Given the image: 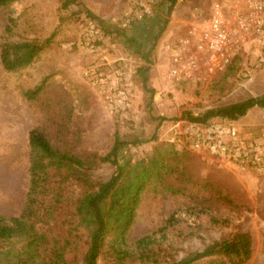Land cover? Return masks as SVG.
<instances>
[{"label":"rangeland","instance_id":"obj_1","mask_svg":"<svg viewBox=\"0 0 264 264\" xmlns=\"http://www.w3.org/2000/svg\"><path fill=\"white\" fill-rule=\"evenodd\" d=\"M215 1L229 17V0H203L192 6L185 22H175L182 15L176 7L132 28L121 25L124 7L112 19L90 13L80 0L65 9L60 7L61 0H19L0 7V48L9 16L16 20L11 40L52 37L50 46L21 71L4 70L0 60V215L15 217L23 208L27 136L43 124L45 104H50L62 126L52 136L61 149L82 158L105 154L117 132L129 144L125 154L137 160L156 143L189 150L185 133L197 124L180 120L183 111L196 114L264 94V40L254 35L231 41L227 48L231 59L223 70L208 72L203 55L194 46L181 50V60L175 63V49L181 41L197 39V32L192 37L190 32L205 25ZM89 22L102 33L92 52L80 43ZM192 59L195 63L189 67ZM173 69L179 71L173 74ZM140 71L147 78L145 89ZM42 79L48 84L44 93L36 101L23 99L22 92ZM211 124L231 126L246 137L264 140V109L252 108L236 121L215 119L207 125ZM191 154L188 167L192 176L220 189L234 207L214 202L208 214L195 215L183 198L143 193L126 242L155 232L161 246L167 248L164 260L170 261L196 252L222 235L246 230L252 238V255L245 264H264V169H240L205 150ZM113 170L109 163L99 164L92 171L94 184L99 186ZM172 215L177 220L174 224L168 222ZM211 216L228 223L214 226ZM24 241L2 245L11 250L2 257L3 264L17 262L15 254L21 253ZM97 264L107 263L100 258Z\"/></svg>","mask_w":264,"mask_h":264},{"label":"trees","instance_id":"obj_2","mask_svg":"<svg viewBox=\"0 0 264 264\" xmlns=\"http://www.w3.org/2000/svg\"><path fill=\"white\" fill-rule=\"evenodd\" d=\"M13 1L19 0H0V7ZM75 1L61 0L60 7L65 9ZM169 1L168 7L163 6L167 13L177 0ZM15 27V18L9 16L0 48L2 66L9 72L31 66L52 43L51 36L41 41L11 40ZM140 74L145 89L147 78L143 71ZM47 85V80L42 79L23 91L22 98L36 101ZM43 107V124L31 129L27 136L23 208L15 217L0 215V264L4 255L11 254L10 248L2 245L16 239L25 241L21 253L15 254L17 262L11 264H97L100 258L107 264H245L251 258L252 238L246 230L222 235L179 260H164L167 248L161 246L155 232L128 244L127 234L143 193L183 198L195 215L208 214L214 202L229 208L235 204L220 189L192 176L188 167L191 150L179 151L170 143L153 144L149 154L137 160L125 154L129 144L117 132L105 154L82 158L61 149L52 138L62 130L59 119L50 104ZM252 108L264 109V94L196 114L185 110L179 119L206 125L215 119L236 121ZM102 163H109L114 170L96 186L92 171ZM168 222L174 224L177 220L172 215ZM210 222L214 226L228 223L212 216Z\"/></svg>","mask_w":264,"mask_h":264},{"label":"built area","instance_id":"obj_3","mask_svg":"<svg viewBox=\"0 0 264 264\" xmlns=\"http://www.w3.org/2000/svg\"><path fill=\"white\" fill-rule=\"evenodd\" d=\"M169 4V0H126L121 25L123 28L140 25L166 10L164 7ZM212 7L211 16L205 25L199 31L193 28L190 32L191 37L197 32V39L181 41V45L175 49V63L181 60L178 56L181 50L194 46L203 55L208 72L223 70L231 59L227 52L231 41L238 42L251 35L264 40V0H241L239 6L230 10L229 17H226L219 2L215 1ZM101 37L97 25L89 22L80 43L92 52ZM194 63L192 59L189 67ZM178 71L173 69L172 73ZM185 138L186 146L191 151L205 150L240 169H264V140L246 137L231 126L197 124L185 133Z\"/></svg>","mask_w":264,"mask_h":264},{"label":"crops","instance_id":"obj_4","mask_svg":"<svg viewBox=\"0 0 264 264\" xmlns=\"http://www.w3.org/2000/svg\"><path fill=\"white\" fill-rule=\"evenodd\" d=\"M201 1L203 0H177L173 8H180L179 10L182 12V15L179 20L175 18V22H185L190 17L192 6H195V4H198ZM80 3L85 6L90 13L94 15L96 14L105 19H112V16L119 8H125L126 0H80ZM240 3L241 0H229L226 5L232 7H229V10H233V8L239 6ZM184 11L187 12V16ZM174 12L176 11L174 10Z\"/></svg>","mask_w":264,"mask_h":264}]
</instances>
